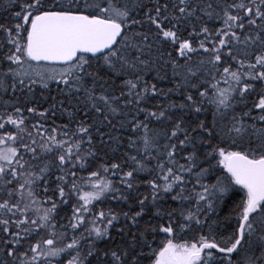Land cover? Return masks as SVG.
<instances>
[{
    "label": "snow or ice",
    "instance_id": "obj_1",
    "mask_svg": "<svg viewBox=\"0 0 264 264\" xmlns=\"http://www.w3.org/2000/svg\"><path fill=\"white\" fill-rule=\"evenodd\" d=\"M0 264H264V0H0Z\"/></svg>",
    "mask_w": 264,
    "mask_h": 264
}]
</instances>
